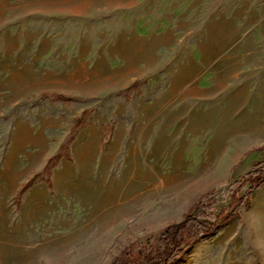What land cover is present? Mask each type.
<instances>
[{
    "label": "rangeland",
    "instance_id": "374dc122",
    "mask_svg": "<svg viewBox=\"0 0 264 264\" xmlns=\"http://www.w3.org/2000/svg\"><path fill=\"white\" fill-rule=\"evenodd\" d=\"M263 159L264 0H0V264H111ZM178 264H264V189Z\"/></svg>",
    "mask_w": 264,
    "mask_h": 264
},
{
    "label": "trees",
    "instance_id": "16d2710c",
    "mask_svg": "<svg viewBox=\"0 0 264 264\" xmlns=\"http://www.w3.org/2000/svg\"><path fill=\"white\" fill-rule=\"evenodd\" d=\"M135 87L132 86L128 90ZM41 98L67 101L65 96L58 93L44 92ZM90 116L91 112L86 110L81 117L73 121L68 140L44 167L43 175L46 176L44 182L49 189L53 187L51 180L53 170L61 161L72 160L70 145L75 141L79 130L88 125ZM39 178L40 175H35L22 184L15 197L16 203L20 204L23 195L38 182ZM263 189L264 159L255 163L249 172L239 176L228 187L227 194L231 201L224 211L217 212V201L214 200L216 190H212L203 195L183 215L181 221L168 225L157 236L131 243L112 260L111 264H178L201 240L212 236L232 221L239 219L241 209L249 208L255 193Z\"/></svg>",
    "mask_w": 264,
    "mask_h": 264
},
{
    "label": "bare ground",
    "instance_id": "6f19581e",
    "mask_svg": "<svg viewBox=\"0 0 264 264\" xmlns=\"http://www.w3.org/2000/svg\"><path fill=\"white\" fill-rule=\"evenodd\" d=\"M137 184L136 183L126 182V183H123V184H120V185H112V186H110L109 187L110 191H108L103 196L101 204H99L101 209L102 210H106L107 208H109V206L112 207L113 209H115V208L120 207L121 205H123V201L127 197H129L130 195L138 192V187L139 186ZM91 194H93V192ZM114 213H117V210H114Z\"/></svg>",
    "mask_w": 264,
    "mask_h": 264
},
{
    "label": "crops",
    "instance_id": "0c3cea01",
    "mask_svg": "<svg viewBox=\"0 0 264 264\" xmlns=\"http://www.w3.org/2000/svg\"><path fill=\"white\" fill-rule=\"evenodd\" d=\"M229 163H230V162H229ZM229 163H228V164H229ZM228 164H227V165H228ZM227 165H226V167H225L224 170H223L224 173H227L228 171L230 172V170H231V168L229 167V165H228V166H227Z\"/></svg>",
    "mask_w": 264,
    "mask_h": 264
}]
</instances>
